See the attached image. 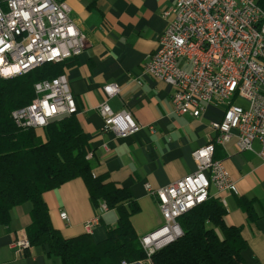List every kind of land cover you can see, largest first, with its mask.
Returning <instances> with one entry per match:
<instances>
[{
    "label": "crops",
    "instance_id": "crops-1",
    "mask_svg": "<svg viewBox=\"0 0 264 264\" xmlns=\"http://www.w3.org/2000/svg\"><path fill=\"white\" fill-rule=\"evenodd\" d=\"M55 1L67 4L70 19L85 37V50L66 62L63 74L76 104L75 119L87 138L92 175L104 176L130 193L139 206L131 224L142 237L163 222L156 199L145 185L158 190L193 174L196 164L191 154L214 137L210 125L221 119L224 108L208 105L198 119L177 115L171 106L173 90L144 74L147 58L168 25L163 13L175 0ZM107 85L117 86L119 94L108 99L103 92ZM103 103L114 112L129 113L139 131L127 137L105 131L97 113ZM259 152L257 142L250 151L239 152L233 139L217 146L214 153L237 188V195L223 193L221 197L227 203L226 224L241 228L245 264H264V162ZM210 194H216L212 187ZM44 201L53 227L64 238L85 235L83 225L98 215L80 179L46 193ZM239 201L250 205V216ZM30 209L28 203L12 209L9 224L0 225V264H59L40 247L27 253L11 247L25 237ZM62 212L68 221L59 218ZM116 225L115 211L107 210L100 215L91 239L94 243L104 241L107 229Z\"/></svg>",
    "mask_w": 264,
    "mask_h": 264
},
{
    "label": "built area",
    "instance_id": "built-area-1",
    "mask_svg": "<svg viewBox=\"0 0 264 264\" xmlns=\"http://www.w3.org/2000/svg\"><path fill=\"white\" fill-rule=\"evenodd\" d=\"M163 17L168 18V25L147 58L144 74L173 90L171 106L177 115L198 119L211 104L221 105L224 111L210 125L214 137L191 154L196 164L193 174L158 190L145 185L163 220L139 239L148 262L154 253L181 237L177 220L182 215L211 196L226 210L221 194L237 195L231 176L214 160L217 146L235 139L238 151L246 152L257 142L258 157L264 162V10L257 0H175ZM85 47V37L70 19L66 3L6 0L0 4V79L18 78L44 64L72 60ZM34 91L35 99L28 106L11 113L17 127L42 130L53 120L76 115L64 74L35 85ZM103 92L110 99L120 90L107 85ZM97 113L104 130L118 137L140 129L129 113L114 112L106 103ZM90 158L87 154L86 159ZM211 187L215 195L210 194ZM106 211L101 204L98 215L83 225L86 235L91 236ZM59 218L68 221L64 212ZM11 247L25 251L29 243L24 237Z\"/></svg>",
    "mask_w": 264,
    "mask_h": 264
},
{
    "label": "trees",
    "instance_id": "trees-1",
    "mask_svg": "<svg viewBox=\"0 0 264 264\" xmlns=\"http://www.w3.org/2000/svg\"><path fill=\"white\" fill-rule=\"evenodd\" d=\"M257 4L264 10V0ZM66 62L0 79V225L9 224L12 209L28 203L30 225L25 237L29 249L40 247L59 264H245L241 228L226 224V210L213 196L177 220L181 237L148 262L131 224L139 206L127 190L104 176L93 177L86 159L87 138L75 116L49 122L41 134L15 125L11 113L35 99V85L62 75ZM76 179L84 183L95 208L105 204L117 215L116 227L107 229L100 243L86 234L64 238L52 225L44 195ZM238 203L251 213L249 204Z\"/></svg>",
    "mask_w": 264,
    "mask_h": 264
}]
</instances>
